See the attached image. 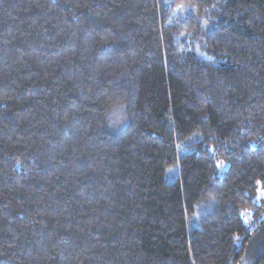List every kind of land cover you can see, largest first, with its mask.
<instances>
[{
  "label": "trees",
  "instance_id": "1",
  "mask_svg": "<svg viewBox=\"0 0 264 264\" xmlns=\"http://www.w3.org/2000/svg\"><path fill=\"white\" fill-rule=\"evenodd\" d=\"M258 184L264 0H0V264H264Z\"/></svg>",
  "mask_w": 264,
  "mask_h": 264
},
{
  "label": "rangeland",
  "instance_id": "2",
  "mask_svg": "<svg viewBox=\"0 0 264 264\" xmlns=\"http://www.w3.org/2000/svg\"><path fill=\"white\" fill-rule=\"evenodd\" d=\"M171 1L172 0H159L160 4L163 5L164 7H167V8L171 4ZM171 11H172L171 16H172L173 20H174V18H176L179 21H185V19L187 18L186 15L188 12L186 10L182 9L181 7L172 9ZM196 54L201 58L204 57V55L199 50L196 51ZM110 116H111V118H110L111 119L110 120L111 125L114 127L121 125V123L124 120L123 115H122L121 111H119V109H115ZM193 149H194V146H188V145H186L185 147L181 146L178 149V154L179 155L185 154V152H189ZM176 172H177L176 167L166 169L164 179L166 181H170L176 175ZM256 189H257L256 194H255V197L253 200H255L257 208L261 209V211H263L262 213L264 215V188H262V186L260 184H258ZM242 217H243L244 222H248L250 220V217H251V212L245 211L243 213ZM188 219H189V225H188L189 230L194 228V227H198L196 214L190 215L188 217ZM238 264H247V261L244 259L241 262H239Z\"/></svg>",
  "mask_w": 264,
  "mask_h": 264
}]
</instances>
